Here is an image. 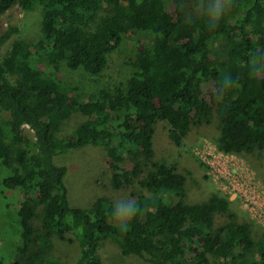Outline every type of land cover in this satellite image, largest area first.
Listing matches in <instances>:
<instances>
[{
	"label": "trees",
	"instance_id": "obj_1",
	"mask_svg": "<svg viewBox=\"0 0 264 264\" xmlns=\"http://www.w3.org/2000/svg\"><path fill=\"white\" fill-rule=\"evenodd\" d=\"M180 2L0 0V17L14 6L42 7L36 46L17 26L0 34V54L7 50L0 61V186L21 194L18 242L0 264H63L42 257L54 235L76 243L75 264H103L98 248L108 240L122 256L149 264H264V232L256 238L252 221H240L227 197L215 192L188 202L186 175L154 160L161 122L176 147L193 125L215 120L218 151L264 152V0H231L233 22L223 14L186 19ZM172 6L175 16L167 12ZM134 32L147 42L132 59L130 77L88 96L31 64L37 54L48 69L98 76ZM202 81L214 89L209 96ZM75 113L86 119L58 138ZM85 146L104 149L115 190H132L123 225L112 222L115 206L107 197L88 208L70 206L67 169L55 157Z\"/></svg>",
	"mask_w": 264,
	"mask_h": 264
},
{
	"label": "rangeland",
	"instance_id": "obj_2",
	"mask_svg": "<svg viewBox=\"0 0 264 264\" xmlns=\"http://www.w3.org/2000/svg\"><path fill=\"white\" fill-rule=\"evenodd\" d=\"M186 19L200 14H223L228 21L232 10L231 0H181L179 3ZM175 6L167 12L175 16ZM42 7L37 6L25 12L14 6L0 17V34L9 25L17 26L20 37L36 46L41 38ZM147 40L141 33L134 32L124 36L120 45L112 54L106 69L98 76H91L82 70H70L61 66L58 70L48 69L37 54L32 55L31 64L44 71V74L57 82H72L88 96L95 93L99 86L109 80L123 81L133 72L132 59L138 48ZM220 48V47H218ZM6 48L0 54V61L5 56ZM63 84L61 90H63ZM204 94L209 96L214 89L206 81L201 82ZM86 118L75 113L64 121L57 133L58 138L70 135ZM29 138L32 133L26 128ZM219 135L217 122L211 120L201 126L193 125L181 147L173 145L168 138V125L158 123L154 136L155 161H165L175 165L178 171L186 175L187 200L197 203L207 200L212 193L218 192L231 202V210L240 221H252L254 236L258 238L264 232L263 220H258L255 213L264 208V152L260 156L229 155L222 157L216 150L215 139ZM55 163L66 167L65 184L71 207L88 208L98 197L109 198L115 206L112 222L123 225L129 217V207L135 200L132 190L117 191L112 186L111 174L106 164V152L95 146H85L67 154L55 157ZM217 164V167L212 165ZM127 165L130 166L129 163ZM13 198V199H12ZM21 194L11 195L3 192L0 186V257L8 260L12 249L18 242L19 222L17 218L18 202ZM123 210V211H122ZM219 221H223L222 218ZM9 250V253H8ZM4 252V253H2ZM98 254L103 264H149L135 256L124 257L118 246L108 240L101 242ZM50 262L75 264L78 246L75 242L62 241L56 235L51 238V246L42 253Z\"/></svg>",
	"mask_w": 264,
	"mask_h": 264
},
{
	"label": "built area",
	"instance_id": "obj_3",
	"mask_svg": "<svg viewBox=\"0 0 264 264\" xmlns=\"http://www.w3.org/2000/svg\"><path fill=\"white\" fill-rule=\"evenodd\" d=\"M217 150V148H216ZM217 152L222 156V157H227L229 155H234V154H226V153H223V152H220L217 150ZM213 167H217L218 165L217 164H214L212 165ZM255 217L258 219V220H263L264 222V208H259V211H257L255 213ZM264 225V224H263Z\"/></svg>",
	"mask_w": 264,
	"mask_h": 264
},
{
	"label": "clouds",
	"instance_id": "obj_4",
	"mask_svg": "<svg viewBox=\"0 0 264 264\" xmlns=\"http://www.w3.org/2000/svg\"><path fill=\"white\" fill-rule=\"evenodd\" d=\"M123 211V210H122Z\"/></svg>",
	"mask_w": 264,
	"mask_h": 264
}]
</instances>
